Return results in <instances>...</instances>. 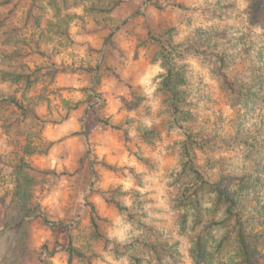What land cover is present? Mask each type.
<instances>
[{"label":"clouds","instance_id":"clouds-1","mask_svg":"<svg viewBox=\"0 0 264 264\" xmlns=\"http://www.w3.org/2000/svg\"><path fill=\"white\" fill-rule=\"evenodd\" d=\"M0 264H264V0H0Z\"/></svg>","mask_w":264,"mask_h":264}]
</instances>
